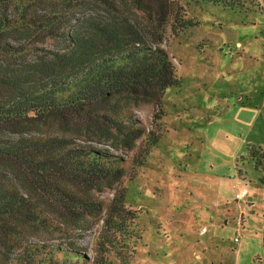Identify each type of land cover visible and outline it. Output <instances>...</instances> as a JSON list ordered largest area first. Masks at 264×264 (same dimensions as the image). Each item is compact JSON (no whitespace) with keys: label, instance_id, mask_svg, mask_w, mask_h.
Segmentation results:
<instances>
[{"label":"rangeland","instance_id":"374dc122","mask_svg":"<svg viewBox=\"0 0 264 264\" xmlns=\"http://www.w3.org/2000/svg\"><path fill=\"white\" fill-rule=\"evenodd\" d=\"M234 1L231 8L184 5L180 14L197 23L177 32L172 18L154 36H148L140 25L144 43L162 39L160 46L177 71L178 84L167 88L158 102H137L130 108L139 126L158 136L157 141L147 151L144 136L130 149L108 148L122 158L125 168V176L112 188L97 191L85 183L62 179L72 196L100 202V212L86 207L69 212L38 194L39 205L57 228H26L24 238L38 244V253L32 255L35 261L185 264L187 260L178 257L183 251L170 248L181 243H210L204 264L211 259L222 264L233 261L231 251L237 249L240 237L231 223L238 212L233 207L239 202L234 197L238 187L230 181L238 177L239 186L249 187L248 195L256 194L251 209L252 217L259 219L257 225L247 224L239 264H264L260 228L264 218V0ZM132 11L139 23L146 24L140 11ZM35 44L56 48L49 39ZM91 139L79 142L109 145ZM251 146L262 150V158L249 156ZM122 192V208L113 211L118 207L114 198ZM223 202L227 206L220 205ZM228 211L230 226L210 225L222 223L221 214ZM202 226L205 235L200 232ZM64 250L71 253L70 258L65 259ZM17 254L15 248L12 255ZM77 255L84 258L77 260Z\"/></svg>","mask_w":264,"mask_h":264},{"label":"trees","instance_id":"16d2710c","mask_svg":"<svg viewBox=\"0 0 264 264\" xmlns=\"http://www.w3.org/2000/svg\"><path fill=\"white\" fill-rule=\"evenodd\" d=\"M208 3L231 8L235 1L0 0V264H43L32 257L38 244L24 238L27 227L57 228L38 194L69 212L102 211L100 202L69 194L62 179L97 191L112 188L125 168L108 148L130 149L144 136L147 151L158 138L139 126L131 105L158 102L178 84L162 39L144 43L140 25L154 36L172 18L177 32L197 23L180 14L184 5ZM42 39L57 49L35 44ZM92 137L109 145L79 142ZM249 156L262 158L263 152L251 146ZM123 197L115 196L113 211Z\"/></svg>","mask_w":264,"mask_h":264},{"label":"crops","instance_id":"0c3cea01","mask_svg":"<svg viewBox=\"0 0 264 264\" xmlns=\"http://www.w3.org/2000/svg\"><path fill=\"white\" fill-rule=\"evenodd\" d=\"M235 179L237 181H235V180L233 182L230 181V184H233L235 186L241 184L240 183L241 178L237 177ZM244 182H245V180H244ZM246 187L248 190L249 187L247 185H246ZM248 193H249V190H248ZM234 197H235V190H234ZM255 197H256V194L253 191H251V194L250 195L247 194L244 198V201H242L241 203H240V201H237L235 199V201L239 202V204H237L233 208L235 209V207H237L238 212H237L236 216L233 217L231 227L236 232V236L240 237V241L242 240V237L245 238L247 236V224L250 222H253L255 225H257L256 222L259 220L256 217H252V213H253L252 210L253 209H251V208L254 205ZM220 205L227 206V203L223 202V203H220ZM249 211H251L250 214L248 213ZM228 213H229V211L227 212V214H221L222 223L221 222H217V223L213 222V223H210V225H212V227L218 226L222 229H223V227L225 228L227 226H230V222L228 221V216H229ZM262 227H263V219L261 220V224H260V228L262 230V237H263V231L264 230L262 229ZM204 233H203V235H205ZM198 235L203 236L202 234H199V232H198ZM240 241H239L238 245H235L237 247V249L235 251H233V250L231 251L234 260L233 261H224L225 264H239V258L241 255V246H242L240 244ZM215 245H214L215 248H219V246H217V245L215 246ZM170 246H172V247H170V248H172V250L177 249V250L183 251L180 255H178V257H181L182 259L187 260V262L185 261L186 262L185 264H204L202 262H205L206 259L203 257V255H204V253L209 252L211 244L210 243H205V244H202V243L201 244L181 243L179 245H170ZM197 250H199L198 253L196 252ZM219 257L221 258L222 255L219 254ZM209 264H222V262H218V260L216 262V260L214 261V259H211ZM258 264H260V262Z\"/></svg>","mask_w":264,"mask_h":264},{"label":"built area","instance_id":"2783aa9c","mask_svg":"<svg viewBox=\"0 0 264 264\" xmlns=\"http://www.w3.org/2000/svg\"><path fill=\"white\" fill-rule=\"evenodd\" d=\"M239 185H237L238 188H237V191L235 193V199L237 201L243 199L248 194V190H247L246 185H242V186H239ZM262 229L264 230V218H263ZM205 231H206L205 227L201 228V230H200L201 233H204ZM234 240L237 241L238 240L237 237H234ZM263 244H264V231H263Z\"/></svg>","mask_w":264,"mask_h":264}]
</instances>
